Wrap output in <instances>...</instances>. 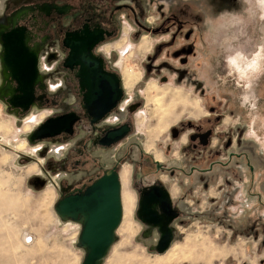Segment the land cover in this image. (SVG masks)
<instances>
[{"label":"rangeland","instance_id":"obj_1","mask_svg":"<svg viewBox=\"0 0 264 264\" xmlns=\"http://www.w3.org/2000/svg\"><path fill=\"white\" fill-rule=\"evenodd\" d=\"M26 1L34 0H0V17ZM137 4L140 21L149 31L123 20L119 38L105 51L110 67L131 86L126 90L123 86L124 101L109 119L118 118L123 109L122 117L130 118L135 127L126 145L96 156L109 167L119 149L128 148L120 169L130 166L132 179L140 167L139 152L131 143H137L146 157L132 180L134 190L130 185L135 199L133 236L124 244L122 221L103 264H264V204L248 191L252 184L246 159H233L227 169L213 175L194 171L188 176L193 166L206 168L213 160L225 161L229 152L253 149L254 192L264 201V2L137 0ZM244 60L252 61V66L245 68ZM69 97H63L61 106L34 107L24 116L11 113L0 101V264L84 260L85 252L78 246L81 226L61 220L55 205L59 186L63 190L98 172L63 170L90 128L79 126L78 136L67 144L28 142L40 124L69 111ZM208 130L210 144L203 146L200 136ZM235 138L237 143L227 150L225 143ZM60 146V154L55 153ZM155 160L164 169L156 170ZM241 165L246 168L243 173ZM164 178L167 183H162ZM157 180L169 192L173 185L179 189L173 206L180 216L172 225V246L164 254L155 250L157 231L146 236L148 228L138 216L137 189Z\"/></svg>","mask_w":264,"mask_h":264},{"label":"flooded vegetation","instance_id":"obj_2","mask_svg":"<svg viewBox=\"0 0 264 264\" xmlns=\"http://www.w3.org/2000/svg\"><path fill=\"white\" fill-rule=\"evenodd\" d=\"M141 14L142 11L138 7L137 0H134L133 3H126L122 0H34L31 2H22L7 12L3 18L0 17V94L3 96L12 95L11 92H13L14 95L27 94L25 91H18V87L15 83H12L11 88H7V83L3 85V80L6 78L8 81L12 82L13 76H17L21 79H29L32 77V70L35 67L38 71V75L41 76L42 82H39L33 88V95L36 97L34 107H46L50 105L61 106L63 97L69 95L70 101L67 105L70 106V109L66 113L75 112L80 116V121L75 126L73 135L64 134L54 140L47 141L64 142V144H67L78 136L79 126L90 128L91 131L90 135L81 143L77 155L71 156L65 161L63 170L66 174L71 172L89 174L96 169H98V172L90 174L74 184L64 186L63 190H61L59 186V200L76 190L82 189L84 186L90 185L93 181L101 177L105 171L111 170L116 166L120 170V180L121 173L124 170L128 171V187L129 189H133L132 180L135 182L138 177V171L140 168L144 167L146 153L141 150L137 143L133 142L131 143V149H136L139 152L138 167H140L133 175V179L130 166L124 165L120 169L123 162L128 158V148H122V151L119 149L118 157L114 159L112 165L109 167L102 165L99 158L96 156L98 152L105 151L110 153L117 147H121L124 144L126 145V141L132 135L135 125L130 118L122 117L124 110L121 111V114L119 113L120 119L119 117L115 119L112 118L111 120L109 119L123 103L125 92L123 93L121 101H119L117 107L111 113L100 120L96 117L98 120L94 122V116L88 114L83 108V96L85 92L82 90L79 82L78 73L80 68L78 66H74L73 68L65 66L71 50L64 45L67 35L72 37H85L86 35L91 38L99 37L100 39L95 44L92 52L94 55L104 60L107 71L116 72L110 67L109 59L106 56L107 52H105L106 46L108 43L119 38L123 20L132 22L138 29L149 31L140 21ZM120 61L116 64L118 67ZM46 65L52 66L51 72L42 71V68ZM4 73L6 74L5 76ZM9 75L11 77H9ZM44 76H46L45 79ZM59 79L61 80V82L58 83L59 88L56 91H52V89L49 88L48 82H55V80L58 82L60 81ZM123 83L121 81V87L124 91L123 86L125 90L128 89L126 81L124 82V78ZM2 103L4 104V102ZM4 106L6 105L4 104ZM18 115L22 116L23 114L19 111ZM123 127L129 130L127 136L110 146L102 144L109 132ZM211 135V130L201 134L200 142L203 146L207 144V146H209V137H211ZM191 139L196 141L194 136ZM233 143L234 145L237 143L236 138L227 140L225 143L226 149H230ZM62 148L63 147L60 146L54 152L60 154ZM251 150L252 153L229 152L225 161L213 160L206 168L193 166L190 168L188 176L192 177L194 171L205 176L210 174L213 175L218 171L222 172V169H227L232 164L233 159H246L247 171L249 175H251L250 182L252 184L248 188V191L252 198H256L260 204H264L261 195L254 192L256 166L252 164L250 158L251 155L255 153L253 149ZM158 162L162 163L160 160ZM154 165L155 169L158 170L155 162ZM243 167L244 166L241 165V172L243 171ZM262 167H264V165ZM162 169H164V166ZM182 172L185 174V170H182ZM170 174H172V171H170ZM167 181L168 179L164 178L162 183H167ZM158 184L161 183H158L157 180V184L142 185L141 189H137L140 197L144 189ZM175 191L179 193L178 187L173 185L169 192L173 204L174 200L177 198V196H175L176 194L174 195Z\"/></svg>","mask_w":264,"mask_h":264},{"label":"water","instance_id":"obj_3","mask_svg":"<svg viewBox=\"0 0 264 264\" xmlns=\"http://www.w3.org/2000/svg\"><path fill=\"white\" fill-rule=\"evenodd\" d=\"M99 39V37L91 38L87 35L85 37L67 35L64 41V45L71 50L65 66L80 68L79 82L85 92L83 108L88 114L94 116V122L111 113L124 93L119 74L107 71L104 60L92 52ZM32 73L29 79L13 76L12 82L6 78L3 80V85L7 83V88H11L12 83H15L18 91L27 93L14 95L11 92L12 95L9 96L0 94V101L4 102L8 111L17 116L19 111L22 112V116L26 115L35 106L36 97L33 95V88L42 81L35 67ZM79 121L80 116L75 112L50 117L29 134L28 142L30 145H36L47 140H54L64 134L73 135ZM128 133L129 130L126 127L111 131L102 144L110 146ZM155 164L158 170L163 168L160 162L155 161ZM140 198L138 216L148 228L146 233L149 230L150 234L157 231L159 240L155 250L159 254H164L172 246L175 237L172 225L180 214L174 208L170 194L162 184L144 189ZM55 212L61 220L72 221L81 226L78 246L85 252L82 264H103L116 243V234L123 216L118 167L105 171L90 185L59 200L55 205Z\"/></svg>","mask_w":264,"mask_h":264},{"label":"bare ground","instance_id":"obj_4","mask_svg":"<svg viewBox=\"0 0 264 264\" xmlns=\"http://www.w3.org/2000/svg\"><path fill=\"white\" fill-rule=\"evenodd\" d=\"M263 2H264V0H263ZM243 65H245V68H249L252 66V61L244 60ZM245 68H244V70H245ZM243 74L245 75V72H242L241 75H243ZM127 86H128V88L131 87L130 85H127ZM120 182H121V197H122V211H123V216H122L123 225L121 228H122V232H123L124 238H125L124 244H126L128 242V240L131 239L133 236V215H134V209H135V199H134V196L128 187V171L127 170H124L121 173ZM174 194H176V191L174 192ZM150 233L151 232L149 230L146 233V236H149ZM175 252L173 253L174 257H176L175 254H177V252L176 253ZM208 252H210V251H208ZM210 254H212L211 258L215 256L213 251ZM181 257L183 259H187L185 253H182ZM189 259H190V257H189Z\"/></svg>","mask_w":264,"mask_h":264},{"label":"built area","instance_id":"obj_5","mask_svg":"<svg viewBox=\"0 0 264 264\" xmlns=\"http://www.w3.org/2000/svg\"><path fill=\"white\" fill-rule=\"evenodd\" d=\"M43 72H51V67H43L42 68ZM49 88L52 89V91H56L59 88V84H52L51 82H48ZM123 111V109H121ZM63 149V148H62Z\"/></svg>","mask_w":264,"mask_h":264},{"label":"crops","instance_id":"obj_6","mask_svg":"<svg viewBox=\"0 0 264 264\" xmlns=\"http://www.w3.org/2000/svg\"><path fill=\"white\" fill-rule=\"evenodd\" d=\"M22 156H24L25 154H21ZM169 192V191H168ZM176 196V195H175Z\"/></svg>","mask_w":264,"mask_h":264}]
</instances>
